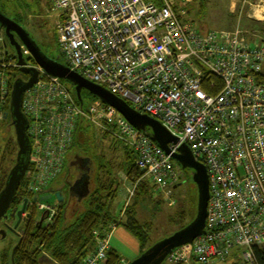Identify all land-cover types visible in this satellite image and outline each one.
Masks as SVG:
<instances>
[{
	"label": "built area",
	"instance_id": "obj_1",
	"mask_svg": "<svg viewBox=\"0 0 264 264\" xmlns=\"http://www.w3.org/2000/svg\"><path fill=\"white\" fill-rule=\"evenodd\" d=\"M183 1L190 0H50L59 13L65 64L157 119L179 139L169 143L168 153L98 100L106 129L132 152L142 172L131 181L127 200L143 178L171 195L181 180L173 154L183 144L208 169L205 232L176 248L165 264L225 262L236 245L246 248L242 258L257 264L254 246H264V40L251 43L240 29L202 34L184 20ZM22 49L28 66L40 70L38 82L25 93L23 112L35 164L29 190L42 195L64 170L78 121L91 110L81 106L63 79L37 65L28 48ZM13 68H20L17 53L11 55L0 32L2 101L11 99ZM38 205L51 221L58 202ZM117 227L113 223L106 237L96 230V249L80 264L104 263Z\"/></svg>",
	"mask_w": 264,
	"mask_h": 264
},
{
	"label": "rangeland",
	"instance_id": "obj_2",
	"mask_svg": "<svg viewBox=\"0 0 264 264\" xmlns=\"http://www.w3.org/2000/svg\"><path fill=\"white\" fill-rule=\"evenodd\" d=\"M14 1L20 2L19 6L23 13L21 24L35 37L40 48L51 58L63 60L59 42V13L54 10L50 0ZM254 1L256 0L239 1L241 5L240 9H244L241 15L240 11L235 14L230 13V5L232 2L230 0L183 1L180 4V8L183 12L184 20L191 23L199 32L206 33L220 29H236L239 16L244 17L247 13L254 16L255 10L260 8L254 7ZM259 10L262 9H258V11ZM257 15L262 18L260 12H257ZM259 25L260 27L258 28H264L263 22ZM263 39L264 33L256 37V41L258 42ZM256 41L255 43H257ZM7 49L11 55H16L15 47L12 46L10 42L7 44ZM27 59H29L28 56ZM19 77L29 79L30 76L20 70H14L11 79L13 78L15 81ZM64 82L70 89L72 95L77 99L76 86L69 80H64ZM83 95L85 101L84 106L85 108H89L91 112H88L84 127L79 132V143L74 146L73 150H77L80 156L88 157L92 160L93 171L91 173L92 179L90 180L89 186L90 192L96 188L95 177L98 173V163H105V170L115 175V178L121 185L113 205V215L120 219L125 215L122 210L124 209V204L128 197V189L121 181L125 174L122 163H126V155L123 146L115 143L112 135L106 131V127L108 126L106 124V116L98 105V97L87 90H83ZM11 123L12 119L9 122H0V187L2 186L1 180L4 179L3 177L5 175L7 177L15 166L19 151V145L15 146V142L17 141L16 130ZM10 139H14L15 142H10ZM78 156L79 155L76 154L70 156L68 163H74ZM174 165L181 180L177 184V187L173 186V193L171 195L166 194L158 186H155L149 181V178H145V181L148 182V191L144 194V191L141 190V196H138L140 198L135 199L137 202L135 206L137 212L136 217L145 225L150 233L151 242L147 245L148 247L143 249L139 240L128 232L124 225H118L117 229L114 231L110 243L120 255L124 256V264H127L128 260L133 261L151 246L173 235L177 231H180L196 219L199 210V187L193 178V170L185 168L176 160H174ZM60 180L56 184V180H52L49 187L52 185L59 186L61 184ZM63 192L65 197H67L71 193V187L69 185L63 187ZM88 195L79 198V202L75 201L68 206L66 223L75 222L82 213L87 211L89 207ZM44 202L49 205L56 204L57 199L54 195L52 199ZM34 210H36L35 207H31L28 213L32 214ZM38 212V220H40L44 214V210H38ZM28 213L26 215H29ZM46 222H49V220L45 221V223ZM2 226L3 223L1 224V227ZM14 237L10 234L7 240L0 242V246L3 247L9 242L11 243V240L14 246L16 240L18 241V238ZM234 250L238 251L239 256H231L221 264H252L241 257V253L246 250L245 247L236 245Z\"/></svg>",
	"mask_w": 264,
	"mask_h": 264
},
{
	"label": "water",
	"instance_id": "obj_3",
	"mask_svg": "<svg viewBox=\"0 0 264 264\" xmlns=\"http://www.w3.org/2000/svg\"><path fill=\"white\" fill-rule=\"evenodd\" d=\"M0 24L5 29L11 45L15 47L18 64L20 66L19 70L30 76L28 80L19 77L14 81L11 92L10 111L4 114V118L7 119L10 117L12 119V124L16 130L19 151L16 164L8 176L5 187L0 192V222L7 217V213L11 208L18 188L28 171L33 151L32 141L27 132L29 120L23 112V101L26 91L31 89L38 82L40 70L35 66H28V59L24 55L22 49L23 45L28 48L36 64L42 67L46 73L64 80H69L76 86L77 97L82 107H84L85 104L82 92L83 90H87L91 94L97 96V99L117 109L118 112L125 116L133 125L144 130L152 139L157 141L168 153L171 152L169 143H177L179 141V139L157 119L135 110L125 100L112 93L106 87L72 70L61 59L51 58L40 48L35 37L21 23L7 16L1 10ZM16 37L19 38L21 43ZM173 158L180 162L185 168L193 170V178L199 187L198 215L191 224L154 244L128 264H165L168 256L176 248L186 243L193 242L198 236L205 232L210 196L208 169L203 162L198 161L194 157L192 150L187 144H183L179 152L173 154ZM87 160L91 161L90 158H87ZM89 186L90 176L88 175L83 181H76L72 185L71 190L77 191L78 187L81 188L82 192L80 198H82L89 194ZM54 195L59 203L65 200L61 190H50V188L47 190V194L36 197L35 200L48 201L52 199ZM27 203L28 199L25 200L24 207L18 211L19 220L16 227L22 220V215L26 211ZM46 218L47 214L44 213L39 224L41 225Z\"/></svg>",
	"mask_w": 264,
	"mask_h": 264
},
{
	"label": "trees",
	"instance_id": "obj_4",
	"mask_svg": "<svg viewBox=\"0 0 264 264\" xmlns=\"http://www.w3.org/2000/svg\"><path fill=\"white\" fill-rule=\"evenodd\" d=\"M19 5V1L2 0L0 1V10L2 12L5 11L11 18L21 23L23 13ZM1 6L5 8L4 11ZM62 61L65 63L64 60ZM14 70L19 69L13 68L9 71L11 80L10 90H12L14 83L13 78L11 79L12 72ZM260 79L264 82V73L261 74ZM82 96L84 99L83 92ZM10 102V95L5 101H2L0 98V111L3 112V118H0V122L11 121L10 117L7 119L4 118L5 112L10 111ZM85 122V119L82 118L78 121L75 139L69 152L67 153L64 170L55 179V184L58 183L62 177L68 178L70 170H72L70 168L73 165V163H68L69 157L75 154L80 155L77 150H73V148L77 145V143H79V132L84 127ZM106 131L112 135L115 143L119 145L121 144L120 141L112 134V129H106ZM13 140L14 139H10V142H15V140ZM15 146H18L17 141L15 142ZM123 149L126 155V163H122V166L127 172L130 180L136 181L142 176V172L136 167L132 152L125 147H123ZM74 163H77V159ZM105 169V163H98V173L95 177L96 188L88 195L89 207L87 211L82 213L75 222L66 223L67 206L62 202L58 204L59 209L53 219L40 225L38 220L39 209L37 206H34L36 210L33 211L31 216L27 218L24 223L22 222L25 235L22 238L19 247L16 249L15 264H80L89 253L96 249L97 239L94 232L98 230L102 237H106V234L110 231V227L113 223L124 225L126 229L139 240L143 249L148 247L147 245L151 242L150 233L145 225H143L136 217V200L128 206L123 218L119 219L117 216L113 215V204L118 195L119 183L115 178V175ZM34 170L35 164L33 163L31 156L28 171L18 188L11 208L9 209L10 211H13V208H18L23 202L24 197L30 196L32 199L34 198L33 196H35L36 193L29 190V184ZM8 176L6 177L5 175L3 177L4 179L1 180L2 186L0 187V192L5 187ZM63 186L60 187L52 185L49 188L50 190L56 189V191H59L62 190ZM148 188V182L145 181V178H143L136 192L135 199L140 198L138 196H141V190L144 191V194L147 193ZM36 196H38V194ZM254 252L257 264H264V246H254ZM3 258L4 264H11V262H8L11 259L9 251H5ZM121 262L122 257L118 251L114 248H110L107 253V258L102 264H120Z\"/></svg>",
	"mask_w": 264,
	"mask_h": 264
},
{
	"label": "flooded vegetation",
	"instance_id": "obj_5",
	"mask_svg": "<svg viewBox=\"0 0 264 264\" xmlns=\"http://www.w3.org/2000/svg\"><path fill=\"white\" fill-rule=\"evenodd\" d=\"M0 1H2V0H0ZM1 8L4 11L5 8L3 6H1ZM4 13L6 14L5 11H4ZM7 16H9V15H7ZM0 32L1 33L4 32L5 34L2 33L4 36L6 35L5 29L1 26V24H0ZM16 38L21 43L19 38L18 37H16ZM5 41H6V44H8V42H10L8 37H7V35L5 37ZM25 80H28V79H25ZM91 166H92V162L91 161L87 160L86 157L79 155L78 158H77V163H73V165L71 167L72 170H70L68 178L67 177L63 178L62 177L61 178L62 180H60L61 184L59 186L62 187L64 185L63 187H65V186L69 185L70 187H72V185L76 181H83L84 178L87 177L88 175L90 176V180H91V177H92V175H91V173H92ZM54 190H56V189H54ZM61 191L63 192V188H62ZM81 192H82V189L79 188V187L77 188V191H72L71 190L70 195H68L67 197H65V194L63 192L64 198H65V200H64L65 202L63 201V203H65L66 206H67L66 213L68 211V206L73 204V202H75V201L79 202L78 199L80 198ZM36 195L37 194H35V196H33L34 197L33 199L30 196L24 197L23 202L21 203V205L18 208H13V211L9 210L8 213H7V217L2 219V221L0 222V242H3L5 240H7L8 236L10 234L13 237L15 236L14 238H18V241L16 240V243L14 244V246H13V241L12 240H11V243L8 241L9 243L4 245L3 247L0 246V264H4L3 255H4L6 250L10 252V257H11V259L8 262H11V264H15V252H16V249L19 247V245H20V243L22 241V238L25 235V231H24L22 222L24 223V221L31 216V213H28V211L31 209V207H34V206L38 207L39 206L38 205L39 204V200H35V198L36 197H40V196L45 195V194L38 195V196H36ZM26 199H28V203L26 205V211L22 215V220H21L20 224L16 227V224L18 223V220H19L18 211L24 207ZM60 203H62V202H60ZM58 204H59V202H58ZM57 208L59 209V205H58ZM27 213L29 215H26ZM10 220H12V221H10ZM40 221H41V219L39 220V223H40ZM45 221H47V220L45 219L42 223L44 224ZM2 223H3V226L1 227Z\"/></svg>",
	"mask_w": 264,
	"mask_h": 264
},
{
	"label": "crops",
	"instance_id": "obj_6",
	"mask_svg": "<svg viewBox=\"0 0 264 264\" xmlns=\"http://www.w3.org/2000/svg\"><path fill=\"white\" fill-rule=\"evenodd\" d=\"M230 1H232L231 2V5H230V13H232V14H235V13H238L239 11L241 12L240 13V15L241 14H243L242 13V11L244 10H241L240 9V3H239V1H242V0H230ZM243 1H247V0H243ZM259 3V4H258ZM257 4V5H256ZM253 5H255L254 7H260V8H258V9H262V10H259L258 11V9L257 10H255V14H254V16H252V15H250V13L248 14L247 13V15H245L244 17H242V16H239V19H238V26H237V28L236 29H234V30H230V29H220V30H229V31H235V30H237V29H240L245 35H246V37H247V39L249 40V42H251V43H255V41H256V37H258V35H260L261 33H264V28L262 27V28H258V27H260V25L259 24H262V22H263V24H264V0H256V1H254V3H253ZM237 8V9H236ZM244 12V11H243ZM257 12H260L261 14H262V18L261 17H259L258 15H257ZM253 25V26H252ZM264 26V25H263ZM220 30H216V31H220ZM210 32H212V31H210ZM202 33V32H201ZM206 33H209V32H206ZM206 33H202V34H206ZM249 36V37H248ZM251 36V37H250ZM264 40V39H263ZM262 40V41H263ZM257 43H259V42H261V41H256ZM94 172H95V169H94ZM96 172H97V170H96ZM125 174H124V177H122V184H124L125 185V187L128 189L129 187H130V185H131V180H130V178L128 177V175H127V172L125 171L124 172ZM92 179V178H91ZM120 183H119V189H120ZM118 189V190H119ZM135 197H136V195H135ZM135 197L134 198H132L130 201H128V200H126V202H125V204H124V209L122 210V212H123V214L125 213V210L128 208V206H130L131 204H132V201L134 202L135 201ZM115 203V202H114ZM114 205V204H113ZM121 212V213H122ZM124 216H122V218H123ZM128 231V230H127ZM129 232V231H128ZM113 234H114V232H113ZM113 234H112V236H113ZM132 234V233H131ZM133 235V234H132ZM112 236H111V238H112ZM134 236V235H133ZM135 237V236H134ZM137 239V238H136ZM138 240V239H137ZM111 241V240H110ZM111 248H113L112 246H111ZM139 256V255H138ZM233 257H237V256H239V253H238V251H236V250H234L233 251V255H232ZM121 257H122V261L123 262H121V263H125V260L123 259V257L124 256H122L121 255ZM128 262L130 263L131 262V260H128ZM128 262H127V264H128ZM222 262H218V263H214V264H221Z\"/></svg>",
	"mask_w": 264,
	"mask_h": 264
},
{
	"label": "clouds",
	"instance_id": "obj_7",
	"mask_svg": "<svg viewBox=\"0 0 264 264\" xmlns=\"http://www.w3.org/2000/svg\"><path fill=\"white\" fill-rule=\"evenodd\" d=\"M97 100H99V99H97ZM178 186V185H177Z\"/></svg>",
	"mask_w": 264,
	"mask_h": 264
}]
</instances>
